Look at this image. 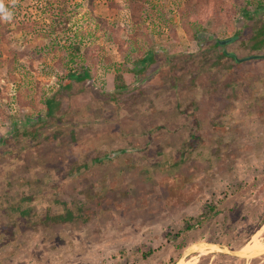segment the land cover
<instances>
[{"label":"rangeland","instance_id":"1","mask_svg":"<svg viewBox=\"0 0 264 264\" xmlns=\"http://www.w3.org/2000/svg\"><path fill=\"white\" fill-rule=\"evenodd\" d=\"M66 1L79 12L73 33L97 36L92 79L62 86L63 33L37 38L14 23L1 44L0 264H264L263 232L254 255L239 253L264 223L258 0H94L91 14ZM41 4L22 5L17 22L47 30Z\"/></svg>","mask_w":264,"mask_h":264},{"label":"trees","instance_id":"2","mask_svg":"<svg viewBox=\"0 0 264 264\" xmlns=\"http://www.w3.org/2000/svg\"><path fill=\"white\" fill-rule=\"evenodd\" d=\"M22 4L15 3L13 5L11 1H6L4 0V6L5 9L11 13V18H5L3 13H0V49H1V44L8 39V37H11L12 34L14 33L13 31V24L16 23L17 30L19 32H28L32 33L35 35V37H43V38H50L53 34H60L63 33L66 37V44L63 45V47L67 51V62H65L67 67H70L69 69L67 68L65 71V75L62 77V82H63V87L66 89L72 88L73 81L77 83H82L86 80L92 79V74H91V66L86 63L88 60V51H90L92 48H94L97 45V36L95 38L92 36V31H86V30H80L76 31L73 33L72 28L70 27L69 23L73 19V15H79V12L74 11V14L71 15L68 11L69 6L67 5L66 0H41L42 2V7H44L43 11L45 12V16H47L48 21L50 20V25H48V29L44 30L41 26L42 21L40 20H31L28 22H17L18 21V15L21 13L22 9L24 8L22 5L27 6L29 0H21ZM87 3V6L89 7L88 12L91 14L92 10L91 7L94 4V0H84L83 2H76V8H82L84 7V4ZM251 3V4H250ZM256 9L257 11H263L264 9V0H258L256 2ZM250 4V5H248ZM248 4H242L243 5V10L249 15V11L251 9L252 2H249ZM55 7H58L55 9ZM58 11V12H57ZM86 12V14L88 13ZM73 13V12H72ZM88 13V14H89ZM236 14V9L234 7H231L228 17L231 18L233 15ZM85 16V13L83 14ZM89 23L93 25L94 28V33L100 32V31H105L106 33V23L101 20L100 18H97L95 16H90ZM262 24L261 27L256 28V33L253 36V45L252 48L254 51H262L263 46H264V20H261ZM53 39V38H52ZM56 40V39H55ZM51 47L54 49V47L57 46V43L54 44L53 41L50 42ZM218 45H221L220 41L218 42ZM82 48L85 50L83 52ZM46 51H50L49 48H45ZM52 52V51H51ZM151 51H149L150 53ZM139 53V51L136 52V54ZM222 57H228L232 56V54H229L227 52H223ZM83 61V63L78 66L77 61ZM138 63L136 68L134 69V72H139V66L142 67L141 69H144L146 64L148 62H153L152 55L145 56H140L138 57ZM72 65L69 66V65ZM20 71V68H17V71ZM117 70V75L115 78V87L119 91L125 90L127 88V83L124 79L123 76V71H121L119 68H116ZM131 71V70H130ZM1 94V91H0ZM45 100L43 101L44 106L47 110V115L52 116L54 114V111L56 107L59 105L58 101L56 100L55 96L44 98ZM216 207L214 205H210L208 208V214L204 216L206 218L207 216H211V214L215 213ZM73 215L72 213H68V216H60L59 220H70L72 219ZM264 221V218H263ZM264 225V223H263ZM193 226L187 225L186 229L191 230ZM241 250V249H240Z\"/></svg>","mask_w":264,"mask_h":264},{"label":"bare ground","instance_id":"3","mask_svg":"<svg viewBox=\"0 0 264 264\" xmlns=\"http://www.w3.org/2000/svg\"><path fill=\"white\" fill-rule=\"evenodd\" d=\"M261 232L264 233V225L262 226V229L260 231H258L257 234H255V236L253 237V239L251 240V242L248 243V245L244 248V251L241 250L239 252L240 255L242 254V255H245V256H250V255H252L253 253H255L258 250L259 245L262 242V240L259 238ZM200 252L202 254H205L206 253V249L205 248H200ZM195 263H196V261H195ZM178 264H193V263H191V262H184L183 260H180L178 262Z\"/></svg>","mask_w":264,"mask_h":264},{"label":"clouds","instance_id":"4","mask_svg":"<svg viewBox=\"0 0 264 264\" xmlns=\"http://www.w3.org/2000/svg\"><path fill=\"white\" fill-rule=\"evenodd\" d=\"M16 2H17V0H11V3H12L13 5H15ZM0 13H3L5 18H8V19L11 18V13L8 12V11L5 9V6H4V0H0Z\"/></svg>","mask_w":264,"mask_h":264},{"label":"water","instance_id":"5","mask_svg":"<svg viewBox=\"0 0 264 264\" xmlns=\"http://www.w3.org/2000/svg\"><path fill=\"white\" fill-rule=\"evenodd\" d=\"M230 41H232V40H223V41H220V43H221V45L222 44H228ZM259 57L260 56H250V57H247V58H244V59L236 58V61L242 63V62L258 59Z\"/></svg>","mask_w":264,"mask_h":264}]
</instances>
